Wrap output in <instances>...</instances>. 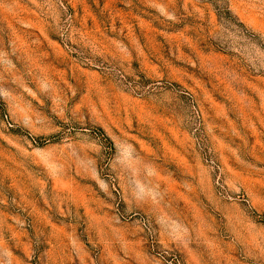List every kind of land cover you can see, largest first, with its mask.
Returning a JSON list of instances; mask_svg holds the SVG:
<instances>
[{"label": "rangeland", "instance_id": "rangeland-1", "mask_svg": "<svg viewBox=\"0 0 264 264\" xmlns=\"http://www.w3.org/2000/svg\"><path fill=\"white\" fill-rule=\"evenodd\" d=\"M0 264H264V0H0Z\"/></svg>", "mask_w": 264, "mask_h": 264}]
</instances>
